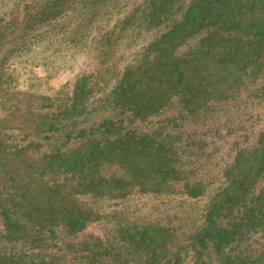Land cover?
Here are the masks:
<instances>
[{"label":"trees","instance_id":"trees-1","mask_svg":"<svg viewBox=\"0 0 264 264\" xmlns=\"http://www.w3.org/2000/svg\"><path fill=\"white\" fill-rule=\"evenodd\" d=\"M36 49L94 66L19 91ZM243 95L209 189L184 126ZM0 110V264H264V0H0Z\"/></svg>","mask_w":264,"mask_h":264},{"label":"rangeland","instance_id":"rangeland-1","mask_svg":"<svg viewBox=\"0 0 264 264\" xmlns=\"http://www.w3.org/2000/svg\"><path fill=\"white\" fill-rule=\"evenodd\" d=\"M84 64L81 58L72 59L70 54H48L36 49L32 54L13 60L9 71L16 78L15 87L19 91L45 96H67L75 78L84 71L92 70L94 66L90 64L84 67ZM246 97L247 95H243L241 99L216 105L214 111L184 126L191 142L196 145L193 147L195 155L184 166V170L189 171L194 181L205 183L209 189L219 185L221 167L228 160L230 150L236 141L243 140L239 136L244 131L238 129L249 128L250 110L254 111V108L248 104ZM3 116L4 113L0 110V120ZM243 144L241 142L239 145ZM177 189L166 201L168 206L163 209L164 212H155L153 215L160 219L168 218L169 215L172 218L175 213L180 216L179 202L184 197ZM175 204H178L177 207L173 206ZM189 204L190 201L185 204L188 209Z\"/></svg>","mask_w":264,"mask_h":264}]
</instances>
